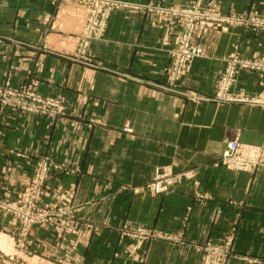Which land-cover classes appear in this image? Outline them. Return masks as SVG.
<instances>
[{
	"label": "crops",
	"instance_id": "0c3cea01",
	"mask_svg": "<svg viewBox=\"0 0 264 264\" xmlns=\"http://www.w3.org/2000/svg\"><path fill=\"white\" fill-rule=\"evenodd\" d=\"M152 1L183 6L196 0ZM217 1L224 13L264 12V0ZM84 15L81 7L51 0H0V83L33 84L43 96L67 101L66 116L54 121L0 112V193L13 197L22 190L40 157L75 164L80 173L51 172L44 202L71 203L81 222L78 232L61 239L52 230H34L29 251L10 260L0 249V264H130L129 243L118 239L123 225L181 231L192 245L234 229V253L264 259V167L241 173L215 166L225 140L264 144V108L210 101L224 58L238 47L248 57L264 54V35L239 27L207 32L202 57L181 86L201 99L195 101L159 89L173 42L162 19L114 12L90 48V60L101 68L69 60ZM259 82L257 74L240 72L234 89L257 94ZM127 123L130 135L122 132ZM162 168L194 176L153 197L144 187ZM195 182L208 199H194ZM87 224L99 231L89 234ZM15 231L12 219L0 217V237L15 245ZM168 246L151 242L145 263L166 260L160 250ZM194 256L191 248L181 259Z\"/></svg>",
	"mask_w": 264,
	"mask_h": 264
},
{
	"label": "rangeland",
	"instance_id": "374dc122",
	"mask_svg": "<svg viewBox=\"0 0 264 264\" xmlns=\"http://www.w3.org/2000/svg\"><path fill=\"white\" fill-rule=\"evenodd\" d=\"M216 3H205L203 0H196L193 3H189L183 6H168L163 5L160 2L148 1L144 4H135L123 0H51V4L59 6L62 4H72L83 8L85 15L80 23L79 30L75 36L74 51L67 55V58L71 61L77 62L81 65L101 68L100 65L94 64L90 60V48L94 42L101 40L106 32V28L111 15L114 12H125L129 14H142L145 17H150L152 20H163L165 23L166 32L169 36L173 37L172 48L169 51V63L164 73V82L159 85V89L164 92L175 93L186 98L201 101V99L195 94H188L181 91V86L184 80L191 72L194 62L202 57L201 40L203 36L210 31H223L228 27H239L250 32L264 35V28L256 27L251 24L253 19L264 20V12L251 8L246 13L229 12L224 13L221 11L218 1ZM198 11L196 17H184L183 12ZM171 14L166 16L167 14ZM211 16L207 19V17ZM200 17H206L200 19ZM217 17V18H212ZM186 20L188 23L186 25ZM98 24L101 26L100 31L97 30ZM95 26V27H94ZM190 30V32H189ZM90 34H99V39L87 40V36ZM184 42L188 43L189 48H199L200 54L193 56L190 60H187L184 64L183 74L178 78L170 81L172 74V68L176 62L174 57L175 50L182 49ZM237 58L239 60L249 62H262L264 63V54L258 57H248L243 54L239 47L234 49L223 60V69L220 72L218 78L214 83L213 95L210 98L211 102L216 104H245L254 107L264 108V72L251 70L247 68L237 67L233 76V84L228 92L229 98H242L244 102L231 101V100H218V85L221 82L223 75L225 74L228 64L231 60ZM240 72H247L257 74L260 78L259 88L260 91L257 94H247L242 91H235L237 83V77ZM117 74V72H116ZM256 102H259L257 104ZM5 110H12L27 116H39L48 120L54 121L66 116L67 101L64 96L48 97L40 94L35 85H20L13 86L9 81L0 83V112ZM95 122V121H93ZM98 122V121H97ZM122 132L126 135H130L132 130L127 123L123 126ZM232 143H238L242 150L255 151L259 155V159L264 161V144L262 146H249L241 144L236 138L232 140H225V148L221 155L217 158L215 166H220L227 171L252 173L259 168L264 167V162L258 166H251L248 169H232L231 166H227L223 160V154L229 145ZM19 157H26L24 154H17ZM80 169L75 164L61 163L57 164L50 156H43L36 160L32 175L28 181V184L16 193L15 196L10 197L0 193V202L4 204H19V206H27V200L33 196L34 202H36V215L42 214L43 218L37 223H31L23 229L22 221L19 217L7 214L0 210V217L12 219L16 224V244L14 245L10 237L4 238V244L2 245L3 252H5L10 260L15 257L18 251L28 252L30 246L33 243L34 230H52L58 239H61L67 234H75L80 230L81 222L74 217V207L71 203L61 200L56 204L45 203L44 200L48 194V185L50 174L52 171L62 172H75L80 173ZM43 173L41 183L37 180V176ZM193 173L182 172L173 173L166 168L160 169L153 178L145 185L144 190L153 197H161L167 194L176 186L180 185L185 180H191ZM162 180V189L159 192L152 190V187ZM36 187L41 189L42 194L36 191ZM194 189V199L200 201L208 199L206 194L201 192L199 183L192 184ZM37 200V201H36ZM29 218L27 221H30ZM83 225V224H82ZM87 232L89 234L97 233L99 228L95 225L87 224ZM118 239L121 245L125 242L128 244L131 250L129 261L130 264H231L236 261L237 264H264V259L252 258L249 256L242 257L234 253L233 241H234V229L227 233L222 238L217 240L206 241L202 245L189 244L185 240L183 232H169V230H162L157 227L152 228H137L123 225L117 230ZM2 236V234H0ZM1 242V241H0ZM153 243H166L170 244L166 249L163 247L160 252L164 253L166 260H157L156 262H146V253L149 244ZM173 245V246H172ZM178 248V249H177ZM198 255L194 256L195 259L186 261L181 259L183 253L189 251V249ZM172 256L169 260V257ZM176 256V258H175ZM13 264H18L14 260Z\"/></svg>",
	"mask_w": 264,
	"mask_h": 264
},
{
	"label": "built area",
	"instance_id": "2783aa9c",
	"mask_svg": "<svg viewBox=\"0 0 264 264\" xmlns=\"http://www.w3.org/2000/svg\"><path fill=\"white\" fill-rule=\"evenodd\" d=\"M198 11H187L183 12L182 15L184 17H196ZM171 14H167L166 16H169ZM211 16L207 17L210 18ZM206 18V17H200V19ZM217 18V17H212ZM251 24H253L256 27L264 28V20L261 19H253L251 20ZM188 23V20H186V25ZM95 27V26H94ZM100 25L96 27L98 31H100ZM190 32V30H189ZM101 35L99 34H90L87 36V40L91 39H99ZM200 54L199 48H189L188 43L184 42L182 45V49L175 50L174 57H175V64L172 68V74L170 77V81L172 82L175 79H178L183 74L184 64L187 60H190L193 56ZM237 67L241 68H247L251 70H257L264 72V63L262 62H249L244 60H239L237 58H234L231 60L228 64L227 70L225 74L223 75L221 82L218 85V93H217V99L224 101V100H231L228 96V92L233 84V76L235 73V70ZM231 101H239L244 102L242 98H234L232 97ZM259 104V102H256ZM259 155L255 151H248V150H242L238 143H232L229 145V148L226 149V151L223 154V160L224 163L227 166H231L232 169H240L245 170L250 168L251 166H258L261 164L262 161L259 159ZM43 177V173L41 172L37 176V180L41 183V178ZM162 180L158 181L153 187L152 190L155 192H159L162 189ZM36 191L40 194H42L41 189L39 187L35 188ZM34 200V197L31 196L27 200V206H19V204H4L0 202V210L6 212L7 214L14 215L15 217H19L22 221L23 229L27 227V225H30L31 223H37L42 220L43 215L38 214L34 212L36 209V202L32 204ZM37 201V200H36ZM29 218H32L30 221H27Z\"/></svg>",
	"mask_w": 264,
	"mask_h": 264
},
{
	"label": "bare ground",
	"instance_id": "6f19581e",
	"mask_svg": "<svg viewBox=\"0 0 264 264\" xmlns=\"http://www.w3.org/2000/svg\"><path fill=\"white\" fill-rule=\"evenodd\" d=\"M5 239L1 238L0 247L4 244Z\"/></svg>",
	"mask_w": 264,
	"mask_h": 264
}]
</instances>
